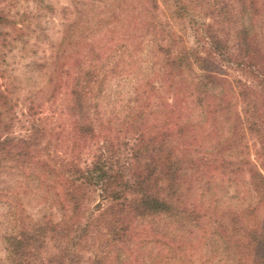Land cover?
<instances>
[{"label":"rangeland","instance_id":"obj_1","mask_svg":"<svg viewBox=\"0 0 264 264\" xmlns=\"http://www.w3.org/2000/svg\"><path fill=\"white\" fill-rule=\"evenodd\" d=\"M254 1L259 6L257 3L264 0ZM126 4V0H0L3 13L16 21L15 25L1 27L7 33V42L5 48L0 47V135L24 139L32 134L35 137L32 155L39 161L58 167L61 160H73L85 168L103 150L113 158L122 157L138 134L136 127L145 134L172 130L183 122L191 124L193 134L187 138L186 147L194 157L202 158V163L198 162L197 173L192 172L185 179L180 204L198 212L197 225L181 227L161 216L154 219L126 216L130 231L122 242L103 247L99 253L101 264H250L252 251L245 245L244 230L239 235L233 230L240 225L247 229L264 224V199L256 193L250 180L251 169L257 168L258 141L248 134L244 139L247 143L239 140L238 151L217 149L226 136L224 119L228 113L218 116L220 120L214 123L193 103L188 104L186 95L173 94L154 43L150 47L149 42L138 38L143 28L135 26L130 10H123ZM157 4L160 21L168 20L181 36V44L187 49H199L201 55L208 49L203 42V30L230 26L229 17L222 23L226 11L239 14L240 22H251L247 14L251 11L248 0L244 14L238 0H185L186 11L181 16L176 15L173 0H158ZM257 22L252 25L261 26L262 16ZM90 46L99 55L97 62H91L102 65L107 73L97 97L102 123L96 126L92 138L77 139L66 107L72 77L79 63L82 67L87 65V59L91 58ZM211 58L219 61L214 54ZM110 68L112 73L107 72ZM222 69L226 73L223 88H227L223 98L231 101L234 106L231 110L239 111L242 104L236 93L228 90V82L232 77L249 83L254 80L235 66L223 64ZM137 112H142L143 117L134 127L133 114ZM219 127H223V135ZM222 158L234 159L235 165L224 166ZM21 169L27 172L30 168ZM12 173L4 182L0 176V188H10V195L19 193L23 215L27 216L23 217V224L43 217L53 221L62 219L63 211L58 204L62 197L54 196L55 184V189L44 192L46 183L26 182L21 193L22 174L14 170ZM52 185L50 182L49 187ZM83 190L85 196L78 217L85 221L106 209L110 200L102 199L101 192L90 185H85ZM65 208L66 213L69 210ZM10 212V205L1 196L0 264H8L2 236L17 229L18 208L16 216ZM103 238L110 239L106 233L95 239L90 237L95 244Z\"/></svg>","mask_w":264,"mask_h":264},{"label":"trees","instance_id":"obj_2","mask_svg":"<svg viewBox=\"0 0 264 264\" xmlns=\"http://www.w3.org/2000/svg\"><path fill=\"white\" fill-rule=\"evenodd\" d=\"M238 1L241 2L240 8H243L241 14L246 13L247 0ZM126 2L123 10L131 11L137 24L135 26L143 28L138 38L149 42L150 47L154 43L155 52L159 54L156 55L160 59V67L169 80V88L173 94L186 95L184 98L188 104L193 103L214 123L220 120L218 116L228 113L224 119L227 121L226 136L217 149L238 151V147L241 148L239 140H244L246 135L250 134L257 139V168L251 169L250 180L256 193L264 199V1L257 3V6L254 0H248L251 9L247 13L251 16L250 25L240 22L239 14H227L226 11L222 16V23L228 21L229 17V27L221 25L216 29H204L203 42L208 45V49L203 54L206 56L201 55L199 49H187L181 44V36L170 26V22L160 21L158 0ZM173 4L176 15L185 14V0H173ZM261 16L262 27L252 25ZM15 23L13 18L6 16L0 9L1 48H5L7 42V33L1 31V27ZM222 33H225L224 37ZM90 54L91 58L88 56L90 59H87L86 66L82 67L81 63L77 65L78 70L72 77L70 100L66 107L73 120L72 132L77 139L92 138L96 126L102 123L97 97L102 92L107 73L102 65L91 62L99 60V55L92 47ZM212 54L220 63L211 58ZM223 64L228 67L235 66L254 80V83H249L232 77L228 82V90L236 93L242 104L239 111L235 108L231 110L234 107L231 101L223 98L222 94L227 89L223 88L226 81ZM107 72L112 73L113 69L110 68ZM142 117V112L133 114L134 127L138 126L136 123ZM219 128L223 135V127ZM33 130L36 132L34 127ZM134 130L138 134L122 157L113 158L103 150L85 168L79 167L73 160H61L58 167L47 161H39L32 155L31 144L35 140L32 134L24 139L0 135L1 181L4 182L7 176L13 174V170L18 171L23 177L22 183L19 182V187L23 189L21 193L25 191L26 182L28 184L36 181L47 184L43 186L44 192L55 189V184L57 191L53 192L54 196L60 195L63 199L60 202L57 200L63 211L62 219L53 221L43 217L33 222L29 219L23 224V217L27 216L23 215L22 202L17 196L19 193L10 195V188H0V197L7 200L11 212L13 209L10 214L16 216L15 209L18 208L19 216L15 221L17 229L2 236L8 264H101L99 253L103 247L122 242V238L130 231V226L125 223L126 216L135 219H154L161 216L172 219L181 227H186L187 224L197 225L198 212L188 210L180 204L185 179L192 172L197 173V164L202 163V158L194 157L192 150L186 147L189 145L187 138L193 134L192 125L183 122L172 130H157L145 134L137 131V127ZM206 160L209 159L205 158ZM221 163L224 166L235 165L234 159L222 158ZM22 167L30 169L25 172ZM36 168L39 170L36 171ZM50 182L53 184L51 188ZM85 185L97 188L102 199H109L110 204L96 217L82 221L78 215L82 210ZM65 207L69 210L66 213ZM240 227L243 226H235L232 230L238 235L242 233L240 230H244L245 245L252 251L250 264H264V224H254L247 229ZM96 233H106L110 239L103 238V241L95 244V240L90 237L95 239Z\"/></svg>","mask_w":264,"mask_h":264}]
</instances>
